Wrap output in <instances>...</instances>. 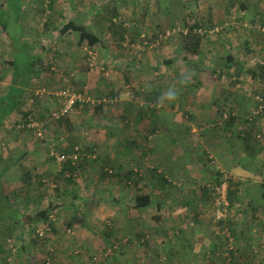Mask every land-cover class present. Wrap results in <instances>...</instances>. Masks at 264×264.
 Listing matches in <instances>:
<instances>
[{"label": "rangeland", "instance_id": "obj_1", "mask_svg": "<svg viewBox=\"0 0 264 264\" xmlns=\"http://www.w3.org/2000/svg\"><path fill=\"white\" fill-rule=\"evenodd\" d=\"M181 4H169L172 6L166 8L156 2L143 3L137 11L141 16L136 19L138 23L130 15L128 4L125 10L128 14L122 12L119 17L105 20L114 29L122 33L125 30L124 40L112 36V40L105 41L111 51L108 57L97 49L89 50L91 55L87 52L84 64L89 73L101 81L112 82L121 91L102 96L100 101L104 115H100L102 119L94 126V137L89 139L102 141L104 147L99 151L92 144L81 145L91 148L94 156L74 174V192L82 191L74 195V205H83L85 210L90 203L113 208L109 212L115 210L118 219L89 227L92 237L89 240L95 244L85 246L87 241L85 248L72 247L65 233L68 227L53 241L54 227L46 232L42 222L27 229L0 220V244L4 247L6 240H11V247L0 254V264H52L58 254L62 264H232L229 251L234 255V264H264L260 185L249 189L243 182L237 188L238 181L232 180L229 173L218 176L221 169L231 167L230 163L220 162L221 156L226 159L233 154L240 161L243 156L253 154L264 157V0H184V6ZM174 6L184 7L179 11L185 16L186 27L184 19L178 20L174 27L170 23L168 14H174ZM9 8L10 15L17 14L12 0ZM44 16L46 24L57 23L59 19L53 9L46 8ZM135 28L139 31L136 36L130 32ZM181 29L187 34L192 31L199 47L186 46L190 39L180 36ZM19 30L14 29L11 40H16ZM36 33H30L32 43ZM101 54L107 63L100 60ZM25 55L28 54L20 53V59L33 61L34 58L27 60ZM122 62L131 63V67ZM9 69L5 64L3 70ZM23 69L22 79L27 82L31 74L27 67ZM4 80H0V94L4 92ZM32 90L51 103L57 99L56 89L41 83L34 84ZM74 92L86 100L75 85ZM153 94H159L160 98L150 102ZM174 94L176 98L171 99ZM93 104L89 106L92 111L98 103ZM150 104L153 114L146 111ZM10 105L5 103V112H9ZM58 107L59 103L51 112ZM139 109L147 114L135 125ZM153 122L157 124L154 130ZM9 134L19 135L13 130ZM123 136L132 143L123 142ZM242 139L248 140L249 151L244 150ZM213 143L220 144L219 152L212 147V151L208 149ZM254 144L259 146L257 152ZM184 153L191 155L188 157L191 162L180 161ZM104 154L113 156L112 164L105 160ZM202 162L204 167L200 166ZM151 165L157 166L168 185H163L158 176L151 178L147 169ZM135 166L140 182L139 177L128 172ZM182 167L187 169L185 175ZM199 168L203 171H197ZM253 168L258 181L262 170L257 171L258 165ZM54 170L55 173L59 169ZM35 174L30 183L14 180L15 184L7 190L12 206L22 214L44 209L45 197L53 196L58 185L55 179L46 183L42 175ZM220 176L228 179V183L233 182L231 189L236 195L234 205L226 202L224 211L215 207L216 196L211 190ZM138 194H149L154 205L140 214L131 208ZM158 204L161 208L156 210ZM2 214L4 211L0 210V217ZM155 216L160 218L158 222L153 220ZM38 229L43 231L42 235L36 234ZM53 252L50 259L49 253Z\"/></svg>", "mask_w": 264, "mask_h": 264}, {"label": "crops", "instance_id": "obj_2", "mask_svg": "<svg viewBox=\"0 0 264 264\" xmlns=\"http://www.w3.org/2000/svg\"><path fill=\"white\" fill-rule=\"evenodd\" d=\"M4 1L5 0H0V80L4 82V78H6V82L4 92L0 94V100H4L6 94L8 93L10 83L14 81L12 64H15V62L18 61L21 69H23L25 64H27L25 59H20V53H27L28 55H25L26 59H38L40 68L36 73L37 78L32 79L30 82V87L25 88L21 99L22 101L21 107H19V112H16L18 110H14L11 115H9L5 120L1 121L0 172H5L3 174L2 180L9 188V185L12 186L15 184H13L14 180H16V182L17 180L20 182L23 170L42 175L40 177L44 178L42 181L46 183L55 179L58 183V185L55 186V189H58L59 193H55L54 195L51 194L53 196L45 197L44 206L45 209L48 205H51L54 208L56 217V222L53 226V232L51 233V238L53 239L51 240L57 241L61 237V231L63 230L64 232V228L68 227L69 230L66 228L68 231L65 229V233L67 234L66 237H69L72 241L73 248L79 245L84 247V243L87 241L88 244H85V246L90 245L92 247L95 242L89 240L92 239V237L89 235L90 233L87 229H89V227H98L102 223H107L108 220H117V214L115 213V210L109 212V210H113V208H106V206H95L92 205V203L87 204L89 206L86 210L83 209V205H74V195L80 194L82 191L75 190L74 192V179H72V182H66L62 179L61 175L59 174L61 173L60 171L62 166H57L58 164H56L55 160L49 156L47 150H49V148H53L57 153H61L74 148V145L81 146L82 144H92L91 146H93V148H98L99 150L103 144L102 141H98V143H96L94 140H92L91 142V139L89 138L94 137V126L99 124L100 120L102 119L101 116L104 115V105L101 106L99 111H96L95 109L92 111L89 109V106L94 105V101L96 103H100L102 96L110 95L111 93L116 92L120 93L121 90L116 89V86H114L112 82H105L101 81L100 78H94V76L89 73L87 66L84 63L87 58L86 54L89 50L93 51L94 49H97L96 51H100L102 53L104 52L106 57H108L111 51L107 44V40H112V36H117L118 41L124 40V34L122 32L114 29L113 26H109L110 24L107 25L105 23L106 18L108 17L109 19L117 16L119 17L122 12L128 14V12L125 11L128 4L131 6L130 15L132 13V17L136 20L138 17H141L138 16L137 11L141 9L143 3L156 2L159 4H164L167 8L168 6H172L169 4L178 5L181 2H183L181 5L184 6V0H54L51 8L54 10L55 15H57L59 18L57 23L54 22V24H46L44 18L45 13L41 10V0H20L21 8H19V10H15L17 14L14 15H10V8L3 10L4 6L2 3L4 4ZM34 2L36 3L34 6L29 5V3ZM91 4L94 6H91ZM157 8H159V6ZM183 8L178 6L177 8L175 6L173 7L174 14H168L170 17V23L178 24V20L185 18L184 14H182V11H179ZM68 19H73V21H75L77 24L85 26L88 31L96 34L100 39V46H94L91 49H86L85 47L78 44V36L76 33H67L63 36L59 35L58 30L67 22ZM136 23H138L137 20ZM16 27L20 28L19 34L17 33V41L11 40L12 33H14V29ZM34 27L36 30H34ZM31 32L33 34L34 32H37L33 36V39H35L33 43L30 41ZM117 32L120 33V36ZM9 33L11 34V37L8 35ZM35 36L38 38H34ZM6 55L8 56L6 57ZM99 58L102 60L103 55H99ZM109 61H111L110 57ZM102 62L107 63L104 60H102ZM5 64L8 66V68H10L7 71L3 70ZM121 64L131 67V63L124 64V62H122ZM121 64L118 65L121 66ZM2 74H7V76L2 78ZM65 81H67V83L72 88H74L75 85L76 88L79 89V92L86 97L89 105L83 106V108L72 110L67 116L66 121L63 123L53 126L52 124H48L47 126L45 125L43 127L44 135L42 140H34V135L30 132H17L14 129V124L18 121V119L21 118L22 113L31 111V113L37 115V117L40 116L42 119H46V117L49 116L52 107L54 105H58L57 99H53L54 103H51L48 98L40 99L39 97V100L37 101H34L35 99L31 100L29 96L30 93L34 91L32 90L34 84L41 83L47 88L49 87L59 90ZM150 107H152L151 104ZM138 111L140 112L136 114V116L137 118L140 117L141 119L142 115L140 114L142 113V110L139 109ZM145 113H143L144 116ZM137 118L134 119L135 125L139 124L140 122L139 119L137 120ZM150 119L153 120V118ZM155 126H157V124H154L153 122L151 126V128H153L152 130H154ZM10 130L18 133V137H12L9 134ZM29 138H33V140H29ZM122 140L123 142L127 141V145L132 143V140L126 136H123ZM254 146L255 147L253 149H256L257 152V148L259 146L256 144H254ZM102 147H104V145ZM207 147L209 150H211L212 147L219 152L218 149L220 148V144L213 143L212 146ZM216 150L213 151L217 153L215 156L218 157L219 155ZM137 155L139 154L137 153ZM188 157L189 156H184L180 161H186L187 163L191 162L189 161ZM104 158L106 161L113 163L112 155L104 154ZM263 158L264 157H260L258 154H253L249 157L243 156V159H241L242 161H240L237 158H234L233 154L226 156V159H223V156H221V158H219V160H221L220 162L225 161V163H230L231 167L230 169H225L224 171L221 169L219 174H225V172L227 174L229 173L228 176L232 180L238 181V188H240L242 183L245 182L249 189L260 185L261 188L259 190H262L263 192ZM197 161L200 160L198 159ZM127 163H129V160ZM202 163L203 165L200 166L204 167V162ZM254 165H258L257 171H260V169L262 170V173L259 174L261 179L258 181L255 180L257 175L253 171ZM57 167L59 169L58 172L56 171ZM176 167L178 168V166ZM132 168L134 172L139 171L137 170L136 166ZM156 168V165L147 167V169L150 171ZM172 168H174V166L169 167L171 170ZM182 168V172H184L183 175H185V172L187 173V169L185 167ZM53 170L56 172H52ZM125 170H127V168ZM198 170L203 171L200 168L197 169V171ZM150 176H153V174ZM59 180H62L63 183H60ZM218 181L219 183H216L215 186L219 185L222 181H226L227 186L229 187L230 182L228 183V179L225 180L223 176H220V180L218 179ZM134 211H136V214H140L142 211H144V209H134ZM123 214L125 213L123 212ZM106 235H108V233H106ZM53 254L54 252L49 253V256L52 255L50 259L53 258ZM62 261L60 260V256L58 254V256L56 255L55 258H53L52 264H62Z\"/></svg>", "mask_w": 264, "mask_h": 264}, {"label": "trees", "instance_id": "obj_3", "mask_svg": "<svg viewBox=\"0 0 264 264\" xmlns=\"http://www.w3.org/2000/svg\"><path fill=\"white\" fill-rule=\"evenodd\" d=\"M44 1H46V4H48V6L44 3ZM42 1V5H41V10L45 13V9L48 8V10L50 9V11L52 10V4H53V1L54 0H44ZM9 4H10V0H5L4 1V4L2 3V5L4 6L3 10H6L9 8ZM12 5H13V8H15V10H19V8H21V2L20 0H12ZM241 7L243 8V4H241ZM1 9V8H0ZM3 14V13H2ZM5 14V13H4ZM5 16V15H3ZM45 17V16H44ZM185 19V18H184ZM185 22V21H184ZM184 27H186V23H184ZM175 24H173V27H174ZM193 27H197L196 25L193 26ZM182 32L180 33V36H185L184 39H190L188 40L186 46H192L194 47L195 49L197 47H199V44H198V40L194 39L193 38V34H192V31L191 28L189 30V34H187V31H184L183 32V29H181ZM193 31H196V30H193ZM125 32V30H123V33ZM131 35H138L139 32H138V28L135 30V29H132L131 31ZM162 32V31H161ZM161 32H158V33H161ZM58 33L59 35L63 36V35H66L67 33H76L77 36H78V44L85 47L86 49L88 48H92L94 46H100V39L99 37L88 31L85 26L83 25H80V24H77L75 21H73V19H68L67 22L58 30ZM195 33V32H193ZM120 36V34H119ZM155 38L157 37V34H154L153 35ZM88 55V54H86ZM31 58H27V60H30ZM33 61H29L27 62V64H25L24 67H27V72L31 74V76L28 78L27 82L24 81V78L22 79V77L25 75L24 74V71L25 69H20V64L17 62H15V64H12L13 65V68H12V71L14 72V81H12V83H10V86H9V90H8V93L6 94L4 100H0V124H1V121L5 120L9 115H11L14 110H18L16 112H19V107H21V99H22V96H23V93L25 91V88L27 87H30V82L32 79L34 78H37V72L39 71V68H40V63H39V60L38 59H32ZM226 60L228 62H232V59L227 57ZM39 63V64H37ZM30 69L32 71H30ZM19 74V75H18ZM69 85V84H68ZM24 88V91L23 89ZM61 88H64V84L63 86H61ZM19 90V91H18ZM113 94V93H111ZM79 95V94H78ZM155 96H153L152 99H148L150 102L151 101H154L155 99H158L160 98V95L159 94H153ZM30 99L31 100H37L40 96L39 94H37L35 91H32L30 93ZM85 97V96H84ZM7 98V99H6ZM84 99V98H83ZM57 102L62 104L63 103V100L62 99H58L57 98ZM87 101V100H85ZM7 102V104L9 103V105L12 103L13 105H10V110L9 112H5L4 109H6L5 107V103ZM89 105L88 102H76L74 104V108L73 109H76V108H83V106H87ZM101 106L100 104L97 105V107L95 108L96 111L100 110L101 109ZM149 107V108H148ZM146 108V111L149 112L150 114H153L154 111H152V109L154 110L153 107H150L148 106ZM143 110H142V113L140 115H143ZM33 113H31V111H27L25 113H22L21 115V118L18 119V121L14 124V129L17 131V132H30L31 134L34 135V138H36L38 140V138L36 137V135L33 133V131L31 130H27V129H23V130H18L16 129V126L20 123H22V121L24 119L27 118V116L29 115H32ZM147 113H145L146 115ZM139 115V116H140ZM35 120L38 121V122H45L44 123V126L48 125V124H60V123H63L64 121H66L67 119V116L66 117H63L61 118L59 121H56V122H49L47 121L48 119V116L46 117V119H42V117L38 116L37 115H33ZM135 118H137V116H135ZM139 119V121H141L140 117L137 118V120ZM231 119L229 118V121ZM43 126V127H44ZM44 128H42V131H43ZM42 140V139H41ZM174 143H177L176 139H174ZM244 141V150H248L249 148V142L247 139H242ZM133 145V144H132ZM76 146V147H75ZM75 148H78V153H79V156H78V159L74 162H72L71 159L68 158V156H70L72 153L75 152ZM50 149L47 150V152L49 153L50 152ZM53 149V148H52ZM55 151V149H54ZM249 151V150H248ZM56 152V151H55ZM93 150L91 148H83L82 146L80 145H74V148H71L69 149L68 151L66 152H61L59 154H61L62 156H64V161L62 162L61 164V173H59L62 177V179L66 182H72V179L73 178V175L80 169H83L84 166H85V163H87L86 160H88L89 158H92L94 156V154H92ZM148 153V152H147ZM249 155H252V154H249ZM187 157V156H191L187 153H184L182 154V157ZM52 158V157H51ZM54 160V158H52ZM112 164V163H111ZM151 174H153L152 177H156L157 179V176L158 178L161 180L162 184L163 185H168V182L166 180L163 179V177H160L159 175V172L156 169H153L151 170ZM128 172L130 174H133L135 175L136 177H139L138 181L140 182L141 179H140V175L137 174V172H134L132 169L128 170ZM158 174H157V173ZM5 172L1 171L0 172V210H3L4 211V214H2V216L0 217V220H8L9 222H12L14 223L15 225H17L18 227H32L33 225L39 223V222H42V224L44 223H47L48 222V219L51 215H53L54 218L55 217V213H54V208L51 206V205H48L45 209H40L38 210L36 213H26V214H22L21 212H19L18 210H16L14 208V206H12L11 204V201H10V197L8 195V191L9 188L7 186V184L2 180V177H3V174ZM110 173V172H109ZM218 175H221L219 174L218 172ZM36 176L35 173H32V172H28V171H22V176H21V182L22 183H30L31 179ZM219 179V178H218ZM217 183H219V181L217 180ZM233 188V184L230 183L229 184V187H228V190H227V193H226V199H227V203L229 204V206H233L234 203H233V199L235 198V192H233V190L231 189ZM237 188H238V185H237ZM55 193H59V190H55ZM261 202H262V207H263V210H264V186H263V192H262V195H261ZM153 205L152 203V199H151V196L149 194H142V195H136V197L134 198L133 200V204L131 206L132 209H136V210H140V209H145V208H149ZM251 204H249L250 206ZM154 206V205H153ZM251 207V206H250ZM53 208V209H52ZM155 208L156 210H159L161 208V206L158 204V205H155ZM10 215V216H9ZM153 220L155 221H159L160 218L158 217H154ZM2 222H0L1 224ZM53 223H51L49 225V227L52 229L53 227ZM142 236L139 235V238H141ZM11 240L8 239L6 240V246L3 247L2 244H0V254H3L6 250L5 248H10V243ZM229 255L232 257V261L234 262L235 261V258H234V255L232 252H228ZM232 262V264H234Z\"/></svg>", "mask_w": 264, "mask_h": 264}, {"label": "built area", "instance_id": "obj_4", "mask_svg": "<svg viewBox=\"0 0 264 264\" xmlns=\"http://www.w3.org/2000/svg\"><path fill=\"white\" fill-rule=\"evenodd\" d=\"M194 32L196 33V31H194ZM165 34L167 35L168 32H166ZM88 54L91 55V53H89V52H88ZM36 93L39 94L38 92H36ZM54 96H55V98L62 99L63 103L59 105L57 110L50 112L48 119H47L48 123L59 121L61 118L68 116L71 113V111L73 110L74 104L76 102H87V101H85V99L81 98L78 94H76L74 92V88H72L70 85H68L67 81H65V83H64V88H60L59 90H56V92L54 93ZM100 103H98V104H100ZM33 115L34 114L27 116V118L24 119L22 121V123H20L16 126V129H18V130H23V129L31 130V131H33V133L36 135V137L38 139H42V137H43L42 128L44 126V123L36 121ZM224 118H226V117H224ZM49 156L54 158L56 164H58V165H61L62 162L64 161V156L55 152L54 149H52V148L50 149ZM78 156H79L78 148H75V152L72 153L70 156H68V158L71 159L72 162H74L78 159ZM227 188H228L227 182L222 181L219 185L214 186L211 189L216 196L215 200H214V205L217 208V210L220 209L221 211H224V207L227 206V203H226L227 202V199H226ZM53 222H54V217H53V215H51L48 219V222L43 224V226H45L44 230L46 232L50 231L49 225ZM36 234L42 235L43 231L42 230L40 231V229H38V230H36ZM108 253H109V251H108Z\"/></svg>", "mask_w": 264, "mask_h": 264}, {"label": "clouds", "instance_id": "obj_5", "mask_svg": "<svg viewBox=\"0 0 264 264\" xmlns=\"http://www.w3.org/2000/svg\"><path fill=\"white\" fill-rule=\"evenodd\" d=\"M170 98L171 99H175L176 98V95L174 94V95L170 96Z\"/></svg>", "mask_w": 264, "mask_h": 264}]
</instances>
